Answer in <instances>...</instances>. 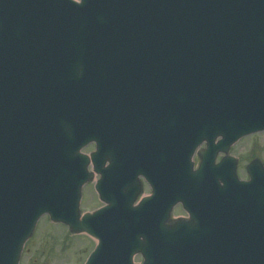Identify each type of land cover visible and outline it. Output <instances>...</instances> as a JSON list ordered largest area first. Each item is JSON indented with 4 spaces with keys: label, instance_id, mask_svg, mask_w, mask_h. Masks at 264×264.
Masks as SVG:
<instances>
[{
    "label": "water",
    "instance_id": "95a60500",
    "mask_svg": "<svg viewBox=\"0 0 264 264\" xmlns=\"http://www.w3.org/2000/svg\"><path fill=\"white\" fill-rule=\"evenodd\" d=\"M262 130L264 0H0V264L43 214L98 239L86 264H264V167L227 155ZM140 174L167 188L134 206Z\"/></svg>",
    "mask_w": 264,
    "mask_h": 264
},
{
    "label": "rangeland",
    "instance_id": "374dc122",
    "mask_svg": "<svg viewBox=\"0 0 264 264\" xmlns=\"http://www.w3.org/2000/svg\"><path fill=\"white\" fill-rule=\"evenodd\" d=\"M250 141L254 144L258 141L252 153L248 150L245 151V149L242 152H238L240 147L230 149L231 155L237 158L240 156L237 174L242 179L246 178L244 165L251 158L258 157L264 162V143L261 140V136L260 138L259 135L249 139L246 138L242 143L246 146V143ZM93 150L94 144L91 143L84 147L82 152L89 154ZM194 160L196 164L197 158L195 157ZM93 183L94 181L84 185L82 188L81 212H92L102 205L92 190ZM149 191L148 186L144 184L143 194H148ZM177 216H184L180 206H177L172 211V217ZM95 243L94 239L85 234H72L64 225L52 223L45 215L39 219L32 235L25 241L20 264H81L88 254V250ZM134 260L135 262H140L141 258L136 256Z\"/></svg>",
    "mask_w": 264,
    "mask_h": 264
},
{
    "label": "flooded vegetation",
    "instance_id": "af4514ba",
    "mask_svg": "<svg viewBox=\"0 0 264 264\" xmlns=\"http://www.w3.org/2000/svg\"><path fill=\"white\" fill-rule=\"evenodd\" d=\"M260 138V137H259ZM245 139H241L239 140L237 143H235L232 147V148H235V147H240L239 148V151L238 152H242L243 149H245V151H249L250 153H252V151L254 150V148L257 146V142L254 144L252 141L250 142H247L246 143V146L242 143ZM264 143V142H263ZM263 149H264V146H263ZM239 154V153H238ZM261 154V153H260ZM247 158H250V157H247ZM239 161H240V156H238V164H239Z\"/></svg>",
    "mask_w": 264,
    "mask_h": 264
}]
</instances>
